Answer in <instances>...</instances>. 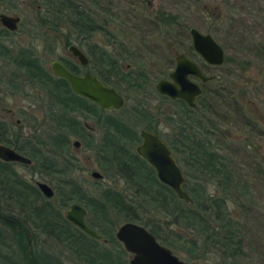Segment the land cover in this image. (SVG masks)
I'll use <instances>...</instances> for the list:
<instances>
[{"label":"trees","instance_id":"obj_1","mask_svg":"<svg viewBox=\"0 0 264 264\" xmlns=\"http://www.w3.org/2000/svg\"><path fill=\"white\" fill-rule=\"evenodd\" d=\"M29 1L35 15V23L31 26L43 27L41 43L47 51L53 49L59 27H65L66 34L62 35L64 44L86 39L96 31L97 26L89 18L87 6L83 4H77L74 0ZM1 4L5 9L15 8L9 0H0ZM156 12L155 23L173 27L174 23L168 22V18L174 21L173 15L161 10ZM72 32L82 37L70 38L68 33ZM6 35V31L0 28V81L9 86L12 92L20 93L26 85L37 89L39 97H36V100H45L49 115H54L52 106L55 104H71L79 108L94 106L84 97L74 95L63 77L51 75L34 47L13 44L15 48L7 49L1 43ZM119 35L125 34L120 32ZM119 35L110 31L106 38L122 40ZM171 35L176 38L175 34ZM97 62L119 72L118 63L111 57ZM203 93L207 107L214 108V91L206 89ZM230 104L233 105V92ZM222 111L226 113L225 110ZM205 120L207 126L213 125V119L208 114ZM49 122L50 132H55L57 126H61V129L62 126H69L68 119L59 123L55 116H51ZM12 126L16 127L14 134L10 129ZM18 128L17 125L0 118V142L31 157V164L23 165L28 168L29 177L33 178L35 172L36 177H55L56 191L52 197H44L26 175L16 171V165L20 164L0 160V264H68L61 256L64 251L72 256L69 257V264H128L126 259H121L125 251L114 236L117 224L127 220L143 225L160 243L169 248L173 246L174 239H177L186 242L190 247L188 253L199 249L198 238L205 224L200 215L201 210L204 211L209 205L213 207L214 204L210 201L219 198L207 196L203 190L190 189L186 193L192 199V205L179 200L171 188L155 177L151 166L143 158L137 154L120 156L124 145H119L116 141L105 144L83 140L81 143L92 151L102 175L111 179V182L106 184H97L100 180L95 181V188L88 190L85 185L68 175L73 166L71 158L61 156V162L57 160L56 153L59 149L62 153L68 151L65 135L56 139L52 133L53 138L45 140L35 134L19 136ZM174 145L179 146L174 150L180 154L179 159L183 160L182 143ZM188 151L191 153L190 163L195 171L226 172L229 167L228 159L219 155L223 149L214 144L203 149L201 144L191 142ZM120 178L129 185L131 194L117 186L116 182ZM137 197L141 199L137 200ZM220 199L224 201V198ZM71 201H77L85 207L88 225L95 229L105 242L85 234L64 217V208ZM157 212H161L163 219L156 215ZM173 225L191 230L196 237H185V231L182 234L174 229ZM227 236L228 240L223 239L220 244L222 249L231 247L229 233ZM214 237L216 238L215 235ZM106 243L112 246L109 247ZM216 243V240L213 241L212 246L215 247ZM238 252L233 247V253ZM7 256L10 260L8 263Z\"/></svg>","mask_w":264,"mask_h":264},{"label":"flooded vegetation","instance_id":"obj_2","mask_svg":"<svg viewBox=\"0 0 264 264\" xmlns=\"http://www.w3.org/2000/svg\"><path fill=\"white\" fill-rule=\"evenodd\" d=\"M76 3L82 4L80 1ZM135 3L138 4L137 7L127 10V12L132 15L140 16L142 10L147 11V8L151 6V0H138L133 2V4ZM144 3L147 7H143L144 5L142 4ZM112 8L110 2L107 1L106 7L103 8V13L105 12V15L109 16L110 11L112 13L115 12ZM1 12L10 14L5 11ZM87 12L89 18L94 22V25L97 26L96 31L90 34L86 39H81L80 41H71L66 44L62 42L70 54V58L58 55L52 58L50 62L55 59L69 71L77 75H95L104 85L113 87L121 95L123 101L119 107H102L90 99L73 92L68 84L69 89L74 95L84 97L91 102L94 105L92 107L96 109L94 110L92 107L85 106L79 108L71 104H55L52 106L54 115H49L48 112L46 113L48 121L51 120V116H55L59 123L60 121L68 119L69 126H62L63 130L61 126H57L55 132H49L46 135V139L50 138L51 140L53 138L52 133H54L56 139H60L62 135H65L67 143H69L70 138L73 137L74 139L71 141V144L76 150L84 141L89 143L103 142L105 144L110 141H116L119 145H124L123 148L121 147L123 152L120 153V156H133L137 154L139 157L143 158L136 150L137 145L141 142V129L156 134L167 145L181 170L183 176L181 187L183 190L188 193L190 189H199L205 191L207 196L212 195L216 196L215 198H219L213 202L210 201L211 204H214L213 207L209 205L204 211L201 210L200 215L205 221V224L198 238L199 250H201L198 254L199 257H204L206 253H214L217 260L215 264H254L253 254L251 255V252L244 251L243 249L244 239L241 230H248V228L246 229L248 213H261L264 221V210L262 213L260 209L262 204L258 199L259 191L264 189V93L261 92L264 91V61L254 63L249 58L237 60L236 56L233 57V80H235L233 81V105L231 106L233 115H229L224 113L221 108H216L215 106L214 108L207 107L205 103V94L203 93V90H212L210 87H207V83L216 76L207 73V67L220 66L224 58L218 65L205 62L192 47L188 32L189 28H187L188 40L186 42L180 39L178 31V33L175 34V39L178 38L175 41V47L168 46L167 48H169V50L166 55L161 51L167 62L165 68L161 69L160 66L155 63L149 67V69L157 70L152 73L154 80L151 89H148L146 87V69L140 64H135L131 61L125 62L124 64L122 63V61L128 57H132L131 59H133V57L141 54L142 51L139 43L130 39L111 40L106 38L109 36V32L112 31L111 27L109 28L110 20L105 15L100 17L93 8L90 9L88 6ZM19 24L20 17L16 24V28ZM124 26L134 27L125 23ZM0 28L5 30L7 35L16 30V28L13 30L8 29L1 23ZM64 28L65 27H63V29ZM200 31L207 32L206 30ZM100 32L104 37L102 39L99 38L101 35ZM72 33L73 38L75 37L78 39L82 37L78 33ZM94 35H96V39H90ZM1 43H5L4 45L7 49H9V47L12 48L10 42L7 43L4 41L3 43L1 40ZM70 44L77 47L84 55L86 58L84 63L80 62L76 55L72 54L68 49V45ZM179 47H181V49H178ZM179 53H182L185 57L196 63L204 75L210 76L208 79L202 81L197 76L192 74L187 75L191 81L197 83L200 87V92L194 96L191 105L187 104V102L180 97H171L159 93L155 88V84L159 79L170 80L168 73L174 68L176 56ZM109 57L118 63L119 72L111 70L108 65L106 66L97 62L100 59L108 60ZM46 69L51 75L61 77L52 72L50 63ZM122 74L124 76H122ZM7 87L12 93L9 86ZM132 91L136 94L130 96L129 92ZM155 96L160 97L161 100L168 103L166 109L164 108V104L155 105V103L151 101ZM129 97H131V100L127 103V98ZM207 114L213 119L212 126H207L206 124L207 121L205 117ZM227 117L230 119L232 118L230 124L231 122L233 123L230 126H228L229 124L226 121ZM13 123L17 124V121ZM161 127L164 128L162 129ZM39 137L43 138L42 136ZM74 141L77 142V145H74ZM191 142L201 144L203 149L205 147L210 148L213 144L217 146V148L223 149V152L219 153V155L228 159L227 164L229 167L226 168V172L193 170L190 163L191 159L189 158L191 153L188 151ZM175 143H182V148L184 150L181 156L183 160L179 159L180 154L174 150L177 147L174 145ZM177 148H179V146ZM86 149L92 153L89 148ZM15 150L18 151L17 149ZM58 151L56 156L59 163L61 162V156H65L67 159L73 158V155L70 156L69 151H65L64 153L60 152V149ZM25 156L29 157L28 155ZM29 159L30 162L28 164L18 161L0 160L20 164V166L28 170V168L23 165H30L32 162L31 157H29ZM147 164L150 165L148 162ZM150 166L157 178L154 168L152 165ZM93 170L96 169H91L89 171L90 176L94 178V181L101 180L103 176L102 171L96 170L100 173V177H94L91 175ZM35 173L33 174V178H31L29 177L30 174L28 170L26 178H29L36 187L37 181L47 184L52 190V195L50 196L52 197L56 191L54 183L56 178L53 177L52 179H48L41 176L36 177ZM58 175L59 178L60 174ZM68 175L71 174L68 173ZM220 197L224 198V201H222ZM72 202L77 201H71L70 203ZM185 202L192 205L191 198ZM84 217L87 223L86 209ZM250 232L253 236V231ZM228 233L230 235L229 240L231 247L230 249H222L220 244L223 239L228 240ZM185 236L187 235L185 234ZM224 236H227V238ZM96 239L105 242V239L100 237V235ZM253 239L256 241V237ZM210 240H212V242L216 240L217 243L215 247L212 246ZM262 244L264 246V243ZM233 247L239 252L233 253ZM123 250L127 252L124 248ZM228 252H230V254H228ZM247 256H249V259H246ZM121 259L123 260V258ZM128 259L129 257L127 258V262ZM6 261L7 263L10 261L8 256ZM246 261L247 263H245Z\"/></svg>","mask_w":264,"mask_h":264},{"label":"rangeland","instance_id":"obj_3","mask_svg":"<svg viewBox=\"0 0 264 264\" xmlns=\"http://www.w3.org/2000/svg\"><path fill=\"white\" fill-rule=\"evenodd\" d=\"M9 1L15 5V8L12 7V10L5 9L4 5L1 4L0 12L5 11L12 15H19L20 24L14 32L2 38L3 43L4 41L7 43L10 42L12 48H15L13 44L34 47L46 68H48L50 60L58 55L70 58V54L62 44V35L66 34L63 27H59L56 31L53 49L46 51L43 49L41 43V38H43L41 31H43V27L31 26L35 23V15L30 1ZM74 1H80L90 9L93 8L100 17L105 15V12L103 13V8L106 7L107 1L110 2L111 7H113L112 10H115V12L112 13L110 11L109 16L105 15L110 20L109 28L111 27L112 31L118 35L120 32H125V35L118 36L119 39H130L138 42L142 51L138 56L133 57V59H131L132 57H128L123 60L122 63L124 64L125 62L131 61L143 66L147 71L146 87L148 89H151L154 80L152 73L157 70L149 69V67L155 63L160 66L161 69L165 68L167 62L164 59V55H166L169 50L167 47H175V41L178 38H173L171 33L176 34L179 31L180 39L186 42L188 40L187 28L190 26L209 32L222 46L225 59L218 67H207V73L216 75L207 83V87L215 91L214 106L225 110L229 115H233L231 109L232 104H230L232 103L233 81H235L233 80V57L236 56L237 60L249 58L254 63L264 61V0H151V6L147 8V11L142 10L140 16L132 15L127 12L128 9L138 6L136 3L133 4V2L138 0ZM142 5H144L143 7H147L145 3ZM156 9L173 15L174 21H171L172 18H168L169 23H174L173 27H165L155 23L154 17L157 13ZM124 23L134 27H125ZM166 30L171 33H167ZM72 35L73 33H68L70 38ZM95 36L96 35L92 36L90 39L95 40ZM99 38H104L102 33ZM178 49H181V47ZM161 51L164 52V55ZM261 92L264 93V91ZM129 93L130 96L136 94L133 91ZM36 97H39V92H37L35 88L32 89L29 85H26L24 90L20 93H11L7 85L0 81V118L8 120L11 123L17 121V124H13L19 127L17 130L19 136H30L35 134L37 136H42L46 140V135L50 132L48 130L50 122L46 116L48 111L47 105H45V100H36ZM130 98L131 97L127 98V103L130 102ZM151 101L154 102L155 105L164 104L165 109L166 105H168L166 101L161 100L160 97L157 96L152 98ZM231 119L229 118L226 120L229 124L228 126L233 123L231 122L230 124ZM14 127L15 126H12L10 128L12 134H14L13 131L16 128ZM161 128L163 129L164 127ZM73 139L74 138L71 137L67 145L70 156L73 155V158H75L71 160L73 161V166L70 174L78 182L85 185L88 190H93L96 183L94 178L90 176L89 171L91 169H96L101 172V169L96 163L92 153L84 146L80 144L77 150L74 149L71 144ZM16 170L18 173L25 174L26 176L28 174V170L20 165H16ZM101 182L106 184L111 182V179L102 176V179L97 184ZM116 183L118 187L125 189L124 192L131 194L130 187L122 178L118 179ZM140 199L141 197H137V200ZM258 199L261 201L260 203L262 205L260 209L263 213L264 189L259 191ZM148 209L150 213V207ZM156 215L160 218L162 216L161 212H157ZM262 218L261 213H248V221L246 223V229L248 228L246 231L248 232L241 230L244 239L243 249L244 251L251 252V255L253 254L254 264H264V246L262 244L264 243V221ZM120 223L121 222H119L117 226ZM173 228L181 233L185 231L184 234L187 235L185 236L187 238L196 237L191 230H185L186 228H177L174 225ZM250 231H253V236ZM254 237H256V241L253 239ZM106 245L110 247L111 244L106 243ZM170 248L180 259L193 260L197 264H215L217 261L214 253H206V257L204 256L202 258L198 255L199 252H201L199 249H194L188 253L187 250H189L190 247L186 242L184 243L177 239H174L173 246H170ZM113 250L116 251L115 249ZM189 254L192 255L190 256ZM61 256L67 260L69 264V257L72 258L71 254L64 251ZM128 257H130V253L127 252L121 256V258L126 260ZM246 259H249V256H247ZM245 263H247V261Z\"/></svg>","mask_w":264,"mask_h":264},{"label":"water","instance_id":"obj_4","mask_svg":"<svg viewBox=\"0 0 264 264\" xmlns=\"http://www.w3.org/2000/svg\"><path fill=\"white\" fill-rule=\"evenodd\" d=\"M18 20V15L0 12V23L8 29H15ZM188 32L193 49L205 62L218 65L223 61L224 50L209 32H202L194 26H190ZM68 49L80 62L86 61L81 51L73 44L68 45ZM50 67L55 75L66 79L73 92L90 99L97 105L119 107L122 104L121 95L113 87L104 85L95 75L74 74L55 59L50 62ZM188 74L197 76L202 81L210 77L204 75L196 63L179 53L174 68L168 73L170 80L159 79L155 88L159 93L180 97L191 105L194 96L200 92V87L188 78ZM140 135L141 142L136 147L139 155L152 165L157 178L168 185L179 200H190L189 195L181 187L183 176L167 145L156 134L144 129H141ZM74 145H77L76 141ZM0 159L24 164L30 162L29 157L3 143H0ZM91 175L100 177V173L96 170H93ZM36 185L44 196L52 195V190L44 182L37 181ZM84 216L85 209L78 202L70 203L64 212V217L78 229L91 237L98 238L99 234L87 225ZM114 236L130 253L128 264H196L191 260L180 259L169 247L160 243L146 227L137 222L129 220L121 222Z\"/></svg>","mask_w":264,"mask_h":264}]
</instances>
